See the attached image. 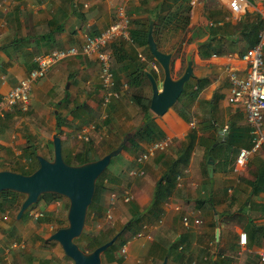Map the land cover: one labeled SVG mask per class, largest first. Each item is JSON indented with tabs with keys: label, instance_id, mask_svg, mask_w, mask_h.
<instances>
[{
	"label": "crops",
	"instance_id": "obj_1",
	"mask_svg": "<svg viewBox=\"0 0 264 264\" xmlns=\"http://www.w3.org/2000/svg\"><path fill=\"white\" fill-rule=\"evenodd\" d=\"M120 5L125 7L130 19L140 21L138 26L142 27L147 19L153 21V37L158 49L171 53L174 78L183 73L187 56H190L193 74L187 81V92L195 88L200 79L204 83L195 98L183 96L163 115L150 111L164 135L158 140L168 141L165 150L143 163L136 162L133 149L132 157L124 155L128 161L132 160V172L136 170L142 176L132 183V197L139 210L151 202L155 183L176 160L178 175L172 193L160 204V216L143 220V224L150 225L144 235L127 232L129 237L118 249L122 262L112 260L108 264H161L164 246L179 238H182L180 246L187 250L182 261L207 264L209 258H216L212 252L219 251L221 259H230L228 264H238L241 232L247 235L242 250L256 254L258 264H264L260 258L264 255V188L252 192L249 184L264 160V148L253 153L244 166L236 164L238 152L251 147V138L242 106L228 102V72H246L248 65L242 55L255 42L261 27L260 0H244L237 8H231L227 0H0V101L35 67V55L79 47L87 35L99 34L114 21ZM185 9L189 17L186 28L181 29L173 22L162 25L167 13L179 16ZM132 26L136 29V25ZM205 43L207 46H202ZM123 47L132 59L128 57L121 62L116 82L120 88L123 85L132 91L128 101L133 103L134 110L125 123L141 125L143 114L130 99L131 95L139 91L151 98L147 72L156 73L159 86L163 76L145 45H137L130 39L125 40ZM131 72L133 85L129 87L126 78ZM102 92L99 66L94 57L75 55L54 61L46 75L33 83L28 109L22 111L13 106L0 116V170L28 169L31 160L23 155L26 146L35 148L38 154L50 155L54 133L59 135L67 156L79 151L82 146H74L70 141L74 138L87 142L78 134L86 127L88 119H92L91 114L96 109L102 110ZM115 101L106 108L107 117L102 118L100 110L98 121L93 119L97 123L94 131L97 135L108 134V131L112 134L108 136L109 142L117 137V130L106 127L110 118L108 112L124 104V101ZM218 128L226 135L213 147L219 137ZM228 128L236 130L233 145L226 142ZM191 135L195 137L193 140ZM175 144L178 146L172 148ZM209 146L215 148L212 176L207 163ZM204 199L210 203L203 204ZM52 203L44 200L37 206L41 210L45 206V211L51 214ZM109 206L108 200L104 210ZM215 214L220 236L217 249ZM184 216L189 219L188 225L183 222ZM238 216L245 219L239 221ZM42 231L43 227L37 229L31 225L27 215L23 220H13L8 211L0 217V264H56L49 245L40 239H47L53 231L44 235ZM30 237L36 240L32 246L25 247L23 240ZM153 242H156L155 247H152ZM122 248L126 249L123 254ZM166 264L179 263L171 256Z\"/></svg>",
	"mask_w": 264,
	"mask_h": 264
},
{
	"label": "trees",
	"instance_id": "obj_2",
	"mask_svg": "<svg viewBox=\"0 0 264 264\" xmlns=\"http://www.w3.org/2000/svg\"><path fill=\"white\" fill-rule=\"evenodd\" d=\"M188 12V8H187ZM164 21V22H163ZM162 25L165 26V24H168L170 22H173L177 25V27L184 29L186 28L189 17L188 13H186V9L182 12H180V15H176L174 13H167V15L163 18ZM139 20H132L130 19V38L135 42L137 45H145L150 57L158 64L159 69L161 71V76H163V71L158 63V61L153 57V55L150 53L148 45H147V31H148V19L145 20L144 23H142V27L138 26ZM172 23V24H173ZM136 25V29L133 28L132 25ZM259 24V21H258ZM162 30V27H160ZM258 34V31H257ZM257 39L253 44H251L249 47L253 46L256 43ZM125 42L124 39H116L114 40L107 49L111 51L112 57H111V69L114 73L115 80L117 81V72L120 68V64L122 61H124L126 58L130 57L129 59H132V56H130L124 49L123 43ZM208 43V42H207ZM207 43H205L202 46H207ZM217 52V51H216ZM213 52V53H216ZM210 53V52H209ZM171 63H173V60H171ZM152 76L154 78H157L156 73L153 71H150ZM127 83L129 87H132L133 85V79H132V72L127 75ZM204 83V80L200 79L198 81V84L195 88H193L191 91L187 92V86L188 83L186 82L184 85V90L181 93L180 97L188 95L190 98H195L202 88ZM178 98V99H179ZM131 99L140 107L143 118V123L141 126L136 130V133L128 140V142L124 145L123 150L127 148V144L129 143V147L137 153L143 151V145L148 144L152 141L162 139L164 137L163 132L159 128V126L156 124L154 118L151 116L150 110H149V103H150V96H145L141 92L137 91L131 95ZM177 99V101H178ZM57 125L60 126V121H57ZM59 133V128L57 129ZM236 130L232 128H228V136L226 142L233 145L235 143V132ZM97 134L92 131L89 135V140L84 144V146L71 155L69 158L66 156L64 158L65 162L73 165H78L85 163L87 161L96 160L106 154L108 151L115 148L121 141V139H117V141H112L109 143L108 150L102 154H97V145L100 142H103L99 139H97ZM192 140L195 138L194 135H191ZM192 148V145H190V149ZM208 150L211 151L212 155L215 150L212 146L208 147ZM37 151L33 147L26 146L24 149V154L26 158H30L31 162L29 164L28 169L22 170L20 173L28 174L34 171L38 167V160H37ZM44 157L51 158L52 153L50 155H44L41 154ZM111 162V161H110ZM107 169V168H106ZM106 169L104 172L98 177L95 185V191L93 195L92 202L88 208L87 217L90 215L92 211L96 212L99 217H103L104 215V194L110 189H113V186L115 185V177H105ZM13 171V170H12ZM178 160L174 161L173 164L169 167V169L162 175V177L155 183L154 192H153V198L151 202L142 210H139V208L136 206L134 202V198L130 199L128 201L129 208L131 211V217L128 220L127 223L122 225L120 228L115 229L113 227H106L103 230H100L96 233H88L85 230H83L81 236L77 239H75V242L79 245L80 248H82L85 251H92L97 246L103 244L104 242L108 241L113 235H115L117 232L121 231L119 236L123 234L124 232L128 231L131 235H136L137 232L140 230L141 225L143 224V220L146 219H153V217L158 218L161 214V208L160 204L168 198V196L172 193L173 189L175 188L176 184V176L178 175ZM252 192H260L264 188V160L261 164V166L258 168V171L255 175L254 180L249 182ZM21 194L16 193L11 190H5L0 192V211H6L8 210L11 212L13 220L15 219V215L20 207V204L23 199L20 198ZM60 195L53 194V193H45L42 194L38 202L41 200H45L46 202H51L56 200L57 198H60ZM203 204L210 203V200L204 199L201 200ZM34 206V205H32ZM30 206V208L32 207ZM240 211H244L243 209H239ZM103 213V214H101ZM24 214V213H23ZM245 219L242 216H238V220ZM247 222H250L251 220L247 218ZM43 220V219H42ZM141 223V225H140ZM67 222L65 220H59L58 225L55 227L54 230L66 226ZM258 228V227H257ZM118 236V237H119ZM118 239V238H117ZM45 243H50L51 241L47 238L43 240ZM182 242V238H179L178 240L169 243L167 246L165 245L164 248L161 251L160 254V262L163 260L164 257L170 258L171 256H174L175 259H177L179 264H190L191 262L186 260L182 261V257L184 256L185 252L187 250L183 249V247L180 246V243ZM115 243V242H114ZM114 243L103 253L107 256L108 261L116 260L118 263H121L123 260L122 256H115L113 254L112 248L114 246ZM122 244V242H121ZM156 246V242L152 243V247ZM212 255H216V258L214 260H207V264H228L230 259H221L219 256V251L212 252ZM238 264H258L259 258L254 253H250L247 251H242L241 254L238 257Z\"/></svg>",
	"mask_w": 264,
	"mask_h": 264
},
{
	"label": "water",
	"instance_id": "obj_3",
	"mask_svg": "<svg viewBox=\"0 0 264 264\" xmlns=\"http://www.w3.org/2000/svg\"><path fill=\"white\" fill-rule=\"evenodd\" d=\"M153 25L154 23L151 20L148 27L147 43L151 54L163 70V80L159 86L156 78L147 72L151 85L149 109L153 114L161 116L176 103L183 92L185 83L193 74V65L190 56H187V65L183 73L179 77L174 78L170 70L171 53L158 49L153 37ZM140 126L137 125L126 132L115 148L96 160L78 165L65 162L62 154L61 139L57 133H54L52 135V157L47 158L37 154L38 167L34 171L24 174L8 169L0 170V192L11 190L24 196L15 219L19 220L30 206L37 204L42 194L53 193L67 198V224L54 230L48 239L57 242L63 249L65 256L71 259L73 264H102L101 255L117 240L121 231L92 251H85L80 248L75 239L79 238L83 232L98 177L108 167L111 159L122 152L124 145ZM58 128L59 126L57 125ZM217 131L219 137L213 143V147L216 146L220 138L226 135L220 128ZM207 163L209 164V175L212 176L214 160L211 151H208ZM215 219L217 225L215 232L217 249L220 238L217 214H215ZM166 263L167 258L164 257L161 264Z\"/></svg>",
	"mask_w": 264,
	"mask_h": 264
},
{
	"label": "built area",
	"instance_id": "obj_4",
	"mask_svg": "<svg viewBox=\"0 0 264 264\" xmlns=\"http://www.w3.org/2000/svg\"><path fill=\"white\" fill-rule=\"evenodd\" d=\"M227 1L231 8H237L244 0ZM260 1L261 5L258 14L261 27L258 32L257 41L242 55V59L247 62V70L244 74H237L234 71L228 72V80L230 83L228 102L233 104L237 103L242 106L251 138V147L241 149L237 154L236 164L238 166H244L253 153L264 148V0ZM129 29L130 18L125 11V7L120 5L117 8L114 21L99 34L87 35L79 47L71 46L66 49H54L48 53L35 55L33 58L35 67L2 96L0 101V116L4 115V110L13 106L20 107L22 111L28 109L33 83L46 75L54 61L69 56L85 55L94 57L98 63L99 80L103 90L100 103L102 108L101 116L102 118L107 117L106 108L112 101L118 100L120 97V91L118 90L115 76L111 69L112 53L107 47L118 38L130 40ZM152 67L155 70L157 69L155 65H152ZM95 129L94 124L87 125L82 128L78 137L81 140L88 141L90 133L95 131ZM167 146L168 141L166 139L156 140L146 144L143 146V151L136 157V162L143 163L157 152L165 150ZM131 174L133 176L139 175L136 170ZM116 198L117 195L111 192L109 195L110 206L105 209L103 215L105 219L112 218V203ZM122 198L125 202H128L133 197L126 191L123 192ZM29 215L34 220H37L43 217L44 214L42 211L36 209L29 210ZM3 219H6V217H3ZM183 222L185 225L189 224L187 216L183 217ZM195 223L197 224L199 221L195 220ZM149 226V223L142 224L138 236L144 235ZM238 241L241 246L238 251V255H240L247 243V235L245 232L239 234ZM121 252L122 254L125 253L126 249L122 248ZM260 258L264 262V255H261Z\"/></svg>",
	"mask_w": 264,
	"mask_h": 264
},
{
	"label": "rangeland",
	"instance_id": "obj_5",
	"mask_svg": "<svg viewBox=\"0 0 264 264\" xmlns=\"http://www.w3.org/2000/svg\"><path fill=\"white\" fill-rule=\"evenodd\" d=\"M170 70L172 72L171 67H170ZM118 83H121V82H118ZM118 85H119L118 90L120 91V97H121V95H123L122 96L123 98H119V100L122 102L124 101V104L123 105L121 104L122 106L115 107L114 109H111V111L108 112L110 118L106 122V127L109 129L114 128L117 130V132H116L117 137L113 138L112 141H115V140L117 141V139H122L123 135L126 132L130 131L133 127L137 126V125H134V126L133 125H126V123H125L128 119L130 120L132 113H134V110L132 108L133 103H130L128 101V97L132 91L128 87L124 88V86L122 85V87L120 88V84H118ZM182 98L183 97H180L178 99V101L181 100ZM119 100H117V101L119 102ZM117 101H115V102H117ZM115 102H113V103H115ZM100 110L101 109H96L93 114L87 113V114H91L92 119H88L87 122L89 124L88 123L85 124L86 126L90 125V124H94L95 127L97 126V123L94 122L93 119L95 121H98ZM122 116H125V118H127V119H122L121 118ZM140 120H141V116H140ZM91 121H93V122H91ZM110 135H112V134H110L108 131V134H103V135L100 134L97 136V139L103 141V142L98 143V145H97V154L98 155H102L108 150L109 143H110L108 136H110ZM99 136H102V138H100ZM67 142L69 143V141H67ZM70 142L72 143V145L80 146V147L81 146L83 147L84 144H86V142H82L80 140L77 141L74 138H72V140ZM176 145L177 144H175L172 148H176ZM169 147H171V146H169ZM62 151H63V156L66 157L67 155L65 153L67 152V150L62 149ZM140 153L141 152H137L136 157ZM128 154H129V156L132 157V151H131V148L129 147V143L127 144V148L125 150H122V152L120 154H118L117 156H115L111 159V162L106 169L105 177H110V176L115 177V185L113 186V189L112 190L109 189L104 194V207H105L106 201L109 200V195L111 192H114L117 195V198L114 200V202L112 204V206H113L112 218L111 219H105L104 217H102V215H101V217H99V215L96 212L92 211L93 214L90 213V215L88 217L86 216V221H85V225L83 228V230H85L86 232L96 233L100 230L105 229L106 227H113L115 229H118L122 225L127 223L128 220L130 219L131 211L129 208V203L125 202L123 200L122 194H123V192L127 191L132 196V183H134L136 180H139L140 178H142V176H140V175L139 176L138 175L133 176L131 174L132 173V160L128 161L124 157V155H128ZM67 157L69 158L70 155L68 154ZM136 157H135V159H136ZM154 181H156L155 178H153L152 182L154 183ZM20 198L24 199V196L21 195ZM43 201L44 200L39 201L37 204H35L30 209L25 211L24 214L22 215V217L20 218V220H23L26 218V215H27L30 218L31 225L33 227H36L37 229H39L40 226L43 227L42 235L48 234L50 231L54 232V229L58 225L59 220H65L66 221V212H67V208H68L67 198L61 196L60 198H57L56 200L53 201L52 213L49 214V212L45 211V206H44V210L38 209L39 208L38 206H40L41 203L43 204ZM104 207H103V209H104ZM36 209L42 211L44 215H43V217H41L37 220H34L29 215V210H36ZM2 212L3 211H0V213L3 215H5L6 213L8 214V211H6V212L4 211L3 213ZM1 214H0V217L3 216ZM101 214H103V213H101ZM42 219H44V220H42ZM140 225H141V223H140ZM53 232H51V233H53ZM127 232L128 231L121 234L118 237V239L115 241L114 246L112 248L113 254L115 256H120L118 249L121 245V242L125 238L129 237V234ZM139 232H140V230L137 232L136 235H138ZM40 239L42 240V242H44L43 237H41ZM35 240L36 239H31V237H30L29 239L23 240V243L25 244V247L32 246V244L34 243L33 241H35ZM12 241H14V240H12ZM11 242H8V243H11ZM45 244L49 245L48 249L53 254V257L55 259L56 264H73L71 259H69L67 256H65L63 249L61 248V246L57 242L52 241L50 243H45ZM101 261H102V264H108L109 263L107 256L105 254L101 255Z\"/></svg>",
	"mask_w": 264,
	"mask_h": 264
}]
</instances>
